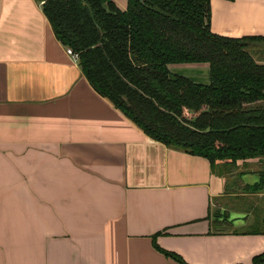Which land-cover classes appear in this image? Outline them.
<instances>
[{
    "label": "crops",
    "instance_id": "obj_1",
    "mask_svg": "<svg viewBox=\"0 0 264 264\" xmlns=\"http://www.w3.org/2000/svg\"><path fill=\"white\" fill-rule=\"evenodd\" d=\"M211 2L214 31L264 34V0ZM67 47L43 1L0 0V155L14 170L23 160L27 200L39 203L0 209V264H180L155 242L190 264H264L253 260L264 219L245 229L253 214L231 199L264 197L242 188L260 180L257 160H238L245 171L227 188L206 156L151 137L98 92ZM171 67L209 78L207 63ZM217 208L229 227L216 226Z\"/></svg>",
    "mask_w": 264,
    "mask_h": 264
},
{
    "label": "trees",
    "instance_id": "obj_2",
    "mask_svg": "<svg viewBox=\"0 0 264 264\" xmlns=\"http://www.w3.org/2000/svg\"><path fill=\"white\" fill-rule=\"evenodd\" d=\"M40 1L91 84L148 135L206 156L227 188L245 171L238 160L256 159L260 180L245 189H264V59L252 51L264 49V34L214 31L212 0H128L124 9L115 0ZM187 63H207L208 80L173 72ZM214 216L217 227L231 225L228 212ZM253 260L263 263L264 252Z\"/></svg>",
    "mask_w": 264,
    "mask_h": 264
},
{
    "label": "rangeland",
    "instance_id": "obj_3",
    "mask_svg": "<svg viewBox=\"0 0 264 264\" xmlns=\"http://www.w3.org/2000/svg\"><path fill=\"white\" fill-rule=\"evenodd\" d=\"M253 53L259 54L257 57H262L264 59V49L253 50ZM21 158L23 154H20ZM254 162H251V165ZM251 168H255V164H253ZM13 163L9 161V155L1 154L0 155V209H9V208H17L24 209L28 208H38L37 203L29 202L26 197L25 187H24V170H23V160L20 159V162L17 163V170L12 169ZM225 170H229V167H226ZM238 177V176H237ZM237 178H233L232 182L234 183L232 188H236L234 185L237 183ZM17 182V184H14ZM245 189V185L242 187ZM241 189V188H239ZM242 190V189H241ZM258 195L255 196H232V202L237 204H241V208L250 211L253 214V221L251 224L247 225L245 229H261L262 222L264 219V197H260ZM258 198V199H256ZM238 199V200H237ZM237 200V201H236ZM242 200V201H241ZM240 201V202H239ZM29 203V204H28ZM37 204V205H36ZM250 225H252L250 227ZM228 227V226H227ZM235 229H241L234 228Z\"/></svg>",
    "mask_w": 264,
    "mask_h": 264
},
{
    "label": "built area",
    "instance_id": "obj_4",
    "mask_svg": "<svg viewBox=\"0 0 264 264\" xmlns=\"http://www.w3.org/2000/svg\"><path fill=\"white\" fill-rule=\"evenodd\" d=\"M67 53L74 59V60H79V53L75 51L71 46H68L66 48Z\"/></svg>",
    "mask_w": 264,
    "mask_h": 264
}]
</instances>
